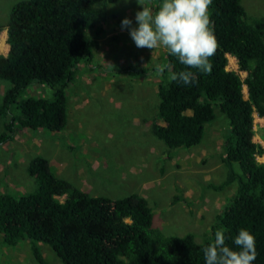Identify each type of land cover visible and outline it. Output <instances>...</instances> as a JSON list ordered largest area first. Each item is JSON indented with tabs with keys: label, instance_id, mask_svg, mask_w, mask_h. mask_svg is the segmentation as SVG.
Listing matches in <instances>:
<instances>
[{
	"label": "trees",
	"instance_id": "obj_1",
	"mask_svg": "<svg viewBox=\"0 0 264 264\" xmlns=\"http://www.w3.org/2000/svg\"><path fill=\"white\" fill-rule=\"evenodd\" d=\"M103 2L18 0L11 5L6 22L0 23L8 44L6 55L0 53V79L7 83L0 97V144L17 128L63 129L65 89L79 63L91 60L87 30ZM209 13L219 45L210 73L188 69L197 77L192 85L169 81L170 73L184 66L166 53L169 67L156 84V113L162 124L152 125V133L173 149L199 143L203 125L214 118L213 106L227 120L220 157L224 179L216 188L233 185L234 190L201 240L193 232L164 235L153 227L144 197L90 195L56 176L42 155H34L25 168L34 180L33 190L18 195L0 192L2 243L28 239L38 264L47 262L35 242L48 245L62 264H205L203 246L218 228L225 229V243L234 248V236L245 227L256 239L253 264H264V162L255 160L262 148L252 141V114L264 118V17L248 18L240 0H212ZM226 54L236 59L244 78L225 69ZM123 69L131 75L145 73L135 64ZM32 82L52 88L50 98L27 96L17 102ZM13 103L15 115L10 113Z\"/></svg>",
	"mask_w": 264,
	"mask_h": 264
},
{
	"label": "rangeland",
	"instance_id": "obj_2",
	"mask_svg": "<svg viewBox=\"0 0 264 264\" xmlns=\"http://www.w3.org/2000/svg\"><path fill=\"white\" fill-rule=\"evenodd\" d=\"M16 1L0 0V23L6 22ZM101 1L103 9L87 30L92 40L91 60L79 63L65 89L63 129H15L11 139L0 144V192L18 195L32 191L34 180L25 168L31 157L42 155L56 176L90 195L117 198L135 193L144 197L152 210L153 227L164 235L193 232L199 241L234 190L233 185L216 188L224 179L220 157L227 120L213 106L214 118L203 125L199 143L168 149L152 133L154 122L162 124L156 113V84L162 78L156 65L165 64L167 52L137 48L128 28L122 27L125 17L136 26L135 13L142 9L136 0ZM157 2L145 0L153 10ZM240 3L248 18L264 17V0ZM1 31L0 50H6V42L1 40L6 32ZM225 56V69L244 78L246 73L238 68L236 59ZM129 64L143 67L145 73H127L123 68ZM6 86L0 79V97ZM51 93L49 86L32 82L17 102L27 96L50 98ZM242 94L246 98L245 85ZM10 113H18L16 103L10 106ZM252 130V141L262 148L255 160L264 162V118L256 113L252 114ZM35 245L47 264H62L48 245ZM0 264L38 263L28 239L7 245L0 235Z\"/></svg>",
	"mask_w": 264,
	"mask_h": 264
},
{
	"label": "clouds",
	"instance_id": "obj_3",
	"mask_svg": "<svg viewBox=\"0 0 264 264\" xmlns=\"http://www.w3.org/2000/svg\"><path fill=\"white\" fill-rule=\"evenodd\" d=\"M136 3L142 6L135 13L136 26L127 17L121 25L128 28L137 48L164 49L184 66V70L171 72L169 81L192 85L197 77L188 69L210 73L211 57L219 47L209 13L212 0H158L155 10L145 0ZM168 67L157 64L156 71L163 76ZM224 232L218 228L214 239L203 246L205 264H253L257 256L254 234L245 227L239 228L233 248L225 243Z\"/></svg>",
	"mask_w": 264,
	"mask_h": 264
},
{
	"label": "crops",
	"instance_id": "obj_4",
	"mask_svg": "<svg viewBox=\"0 0 264 264\" xmlns=\"http://www.w3.org/2000/svg\"><path fill=\"white\" fill-rule=\"evenodd\" d=\"M6 39V35L4 36V40ZM6 42V41H5ZM6 45H7V48H6V50L3 48L2 50H0V53L1 54H3V55H5V53L7 52V50H8V44L6 43Z\"/></svg>",
	"mask_w": 264,
	"mask_h": 264
},
{
	"label": "bare ground",
	"instance_id": "obj_5",
	"mask_svg": "<svg viewBox=\"0 0 264 264\" xmlns=\"http://www.w3.org/2000/svg\"><path fill=\"white\" fill-rule=\"evenodd\" d=\"M4 36H5V34H3V36L1 37L2 38L1 40H2V42L5 43Z\"/></svg>",
	"mask_w": 264,
	"mask_h": 264
}]
</instances>
